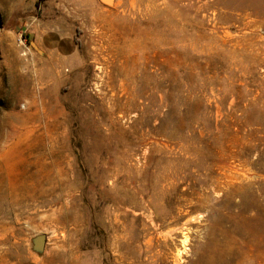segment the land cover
I'll list each match as a JSON object with an SVG mask.
<instances>
[{"label": "rangeland", "instance_id": "rangeland-1", "mask_svg": "<svg viewBox=\"0 0 264 264\" xmlns=\"http://www.w3.org/2000/svg\"><path fill=\"white\" fill-rule=\"evenodd\" d=\"M0 264H264V0H0Z\"/></svg>", "mask_w": 264, "mask_h": 264}, {"label": "water", "instance_id": "water-1", "mask_svg": "<svg viewBox=\"0 0 264 264\" xmlns=\"http://www.w3.org/2000/svg\"><path fill=\"white\" fill-rule=\"evenodd\" d=\"M35 249L38 251V252H41L44 248V238L43 237H39L37 238L35 241Z\"/></svg>", "mask_w": 264, "mask_h": 264}, {"label": "trees", "instance_id": "trees-1", "mask_svg": "<svg viewBox=\"0 0 264 264\" xmlns=\"http://www.w3.org/2000/svg\"><path fill=\"white\" fill-rule=\"evenodd\" d=\"M75 41H76V42L78 41L77 38H75Z\"/></svg>", "mask_w": 264, "mask_h": 264}]
</instances>
